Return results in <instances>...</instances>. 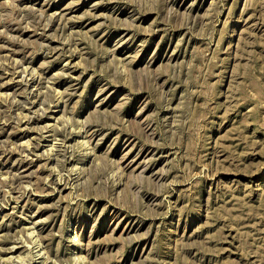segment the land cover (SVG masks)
<instances>
[{"label": "rangeland", "instance_id": "rangeland-1", "mask_svg": "<svg viewBox=\"0 0 264 264\" xmlns=\"http://www.w3.org/2000/svg\"><path fill=\"white\" fill-rule=\"evenodd\" d=\"M0 264H264V0H0Z\"/></svg>", "mask_w": 264, "mask_h": 264}, {"label": "bare ground", "instance_id": "bare-ground-1", "mask_svg": "<svg viewBox=\"0 0 264 264\" xmlns=\"http://www.w3.org/2000/svg\"><path fill=\"white\" fill-rule=\"evenodd\" d=\"M72 254V253H71Z\"/></svg>", "mask_w": 264, "mask_h": 264}]
</instances>
